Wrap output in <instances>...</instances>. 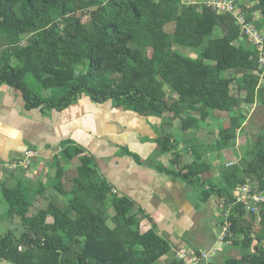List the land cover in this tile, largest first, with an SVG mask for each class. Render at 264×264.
<instances>
[{"label":"trees","instance_id":"obj_1","mask_svg":"<svg viewBox=\"0 0 264 264\" xmlns=\"http://www.w3.org/2000/svg\"><path fill=\"white\" fill-rule=\"evenodd\" d=\"M242 1H251V7ZM206 2L0 0V88L19 92L29 111L62 113L86 96L94 104L112 102L141 117L160 119L157 152H172L173 158L170 167L158 164L154 171L202 187L204 203L216 195L221 212L228 210L219 226H227L229 233L219 243L239 249L241 257H228L223 264H264V204L258 221L242 204H234V194L248 179L264 196V128L237 162L211 165L242 133L252 105L264 106V66L259 62L264 36L262 52L247 47L236 17L219 14ZM236 3L246 21L262 32L264 0ZM176 47L197 57L182 55ZM28 76L34 88L27 84ZM38 86L62 90L63 96L41 98ZM218 112L227 114V122L216 130L214 142L205 143L200 133L210 126L208 120H223ZM174 128L195 133L178 140L170 131ZM59 149L49 164L56 174L46 183L36 173L35 186L28 185L30 166H18L1 182L6 217L14 229L0 234V263L160 264L174 252L166 264H216L203 259L199 248H193V259L179 258L185 248L162 235L143 206L116 190L94 155L71 140ZM188 154L194 160L185 164ZM123 155L142 163L127 149ZM72 164L76 167L69 173ZM17 170L20 175L13 174ZM49 189L60 199L38 207Z\"/></svg>","mask_w":264,"mask_h":264},{"label":"rangeland","instance_id":"obj_2","mask_svg":"<svg viewBox=\"0 0 264 264\" xmlns=\"http://www.w3.org/2000/svg\"><path fill=\"white\" fill-rule=\"evenodd\" d=\"M242 3H247V7H251L252 5L251 1H242ZM173 26L174 25H172V27H168L167 31L172 32L174 28ZM262 34H264V30L262 31ZM246 46L249 48H255V46L249 43V41H246ZM174 50L180 52L182 55L189 56L193 59L197 57L194 52L185 48L176 47L174 48ZM26 82L30 87L33 88L36 85V83H34V79L31 76L26 77ZM262 82H264V80ZM35 92L39 96H41V98H53V100L54 98H59V96H63L62 90H42L40 86L37 87V90H35ZM84 100L89 99L84 98ZM37 111H39L40 113V109L26 111L27 115H30L28 116V123L26 124L24 121H21V123H17L16 117L18 113L13 109L12 119L10 120V123L12 127H15L16 125L17 127H21L22 130L29 131L28 134H32V140L30 141L29 139H27L26 145L31 150L39 151V149H44L45 143L51 146L53 145L54 141L57 140V136L55 134L60 133L61 135V133H65L61 132L63 130V128L59 126L62 123V121L59 123L61 116L55 110L44 109L43 112H41L42 116H39L38 119H34L36 115L35 112ZM122 111L125 112L126 109L122 108ZM245 113H247V111H245ZM118 114L121 115V113ZM217 116H220L221 120H223L221 122L208 120L210 126L207 127V130L202 131L200 133V135H202L205 139V143L214 142L216 139V130L219 127L222 128L227 122V119H225L227 117V114L221 115V113L218 112ZM247 116L248 122L244 126L242 133L238 136L234 144H231L232 147H230L229 150L223 152L220 158H215L214 160H211V165L214 166V168L219 167L221 163L227 161L231 163L237 162L244 155V153L249 151V148L252 147V144L254 143L255 137L258 136L260 132H262V129L264 128V106L253 104L251 107V111L250 113H247ZM122 118L125 117L123 116ZM153 119L157 118L154 117ZM47 120H50V122L47 123ZM145 121L148 122L149 120L146 119ZM160 121V119L157 120V122ZM53 125L54 127L56 126V128H53ZM174 125L175 127L179 128L180 124L176 120L174 121ZM158 128L159 125L154 124L153 129L150 130L148 134L147 140L151 147L155 148V151L153 150L150 153L149 150H147L146 154L148 156H145L146 161L141 163V165L144 166L146 170L151 171V174H153L155 170L153 169V167L157 166L158 164H162L165 167H170V161L173 158L172 152H170V154L168 155L159 156L157 152L158 146L156 143V139L160 135L161 128ZM177 128L171 129L170 131L172 135L178 140L179 138L181 140L188 138L189 133H195V131L184 133ZM7 140L8 139H5L6 147L8 146L9 142ZM142 141H144V138H142ZM183 145L184 144L180 145V148L183 147ZM59 146L60 143H58L57 146L53 147V155L60 151V149H57L59 148ZM123 153L124 151L117 146H115L114 150L111 149L109 151V154L114 158H123ZM16 155L17 153L15 152H11L10 154L11 157H14ZM183 155L185 156L186 154L183 153ZM41 156L43 155L41 154ZM46 156L47 155L45 152V155L43 157ZM106 159L107 161L110 160L109 158ZM193 160V155L188 154L183 161L185 164H189ZM11 161V159L5 160L6 163L4 165L0 163V167H2V169H0V234L6 233L11 229H14L13 225H11L10 220L6 217L8 207L6 202L3 200L1 193V182L5 177V179L10 177L14 167L17 164L16 162H19V160H13V162ZM40 161L41 159L39 157V159H35L29 165V172L32 173L29 174L27 177H31V180L28 179V185L31 187L35 186L37 180V172H35V169H38L40 165H43L45 168L41 169L40 167V170L44 173L39 172L40 179H42L45 183L56 174V169H53L51 171L49 170L47 172V165L51 164L52 161L46 160V162L43 160L44 164H41ZM76 161L77 160H75V163ZM96 163L98 165L99 171L102 173L101 166L98 164V160H96ZM76 164L71 165L69 173L74 171ZM104 172L107 176H109L106 171ZM14 173L16 175H20V170L13 172V174ZM151 182L152 190L123 191L127 195H129L130 192L133 193L134 196H136L137 205L143 206L145 210L149 214H151L154 219L157 220L160 227L159 230L162 235L169 238L170 240H174L173 243H176L178 248L179 246L185 248V251L181 253L180 256L185 257L187 259H193L195 257L193 248H199L201 254L210 253V251L217 248L219 249V251L210 260L211 262H214L216 264H223V261L228 257H241V252L239 249L234 247H228L225 246L223 243H219V240L221 238V233H219V224L221 221L223 222L225 220V217L224 214L221 212L220 204L216 200V195H213L209 202L204 203L201 198V194L203 191L202 187H197L195 189L194 187L187 186L181 181H177L171 177H166L163 175L157 178L155 176L153 180L151 179ZM255 185L257 186V183H255ZM56 199L59 200L60 195L54 189H49L45 192V198L40 199L39 202L36 203V205L38 207L46 208L50 201ZM110 214L111 216L114 215L112 212H110ZM256 220H259V217H257V215L255 221ZM143 228L145 230L150 228V224L147 220L143 222ZM172 254L174 255V252H172L168 257L163 259L160 264H166L168 262V258H170L169 261L172 260Z\"/></svg>","mask_w":264,"mask_h":264},{"label":"crops","instance_id":"obj_3","mask_svg":"<svg viewBox=\"0 0 264 264\" xmlns=\"http://www.w3.org/2000/svg\"><path fill=\"white\" fill-rule=\"evenodd\" d=\"M84 98L88 97L83 96L75 105L67 110L62 113L57 112L62 119H60L59 123L61 121L63 123L64 120V123H61L59 126L63 128L61 132L65 134H55L57 140L54 141L52 146L45 143L43 150H34L38 153V156L33 161L39 159V157L41 164H44L43 162L46 160L51 161L53 147L65 140H71L96 157L98 164L101 166L102 175L114 185L116 190H120L123 193H125L123 190H152L151 179L153 180L155 176L156 178L159 177L155 171L151 174V171L146 170L142 165H138L135 159L126 155L123 158H114L109 154V151L111 149L114 150L115 146L120 147L123 151L127 149L129 153L140 157L143 163L148 156L146 151L149 150L150 153L153 150L155 151V148H152L147 141L148 134L153 129L154 124H158L159 128H161V121L157 122L158 118L141 117L127 110L123 112L122 108L115 107L112 102L94 104L89 98V100H84ZM13 109L18 113L16 117L17 123L24 121L27 124L28 116L30 115H27L21 94L12 88L3 86L0 88V163L2 165L6 163L5 160L9 159L12 161L23 160L26 152L31 150L26 145V142L27 139L32 140V134H28L29 131L22 130L21 127H17L16 125L12 127L10 123ZM118 113H121V115ZM35 114L34 119L42 116L41 110L40 113L37 111ZM146 119L149 121L146 122ZM49 122L50 120H47V123ZM53 128H56V126L54 127L53 125ZM142 138H144V141H142ZM5 139L9 141L7 147ZM11 152H15L17 155L11 157ZM45 152L47 156L43 157ZM106 158L110 160L107 161ZM47 166L48 172L49 165ZM40 167L41 169L44 168L43 165H40L38 169H35L37 174L39 172L44 173L40 170ZM31 173L28 172L26 177ZM129 195L134 201H137L133 193L129 192Z\"/></svg>","mask_w":264,"mask_h":264},{"label":"built area","instance_id":"obj_4","mask_svg":"<svg viewBox=\"0 0 264 264\" xmlns=\"http://www.w3.org/2000/svg\"><path fill=\"white\" fill-rule=\"evenodd\" d=\"M207 5L213 9H215L219 14H231L234 15L241 26V31L244 36H247L249 43L255 46V49L262 52L263 50V36L262 32L258 31L254 25L250 24L245 19V14L243 13L242 9L238 6L236 3V0H207ZM259 62L264 66V54L262 53ZM38 156V153L29 150L26 152L24 159L19 160V162H16V166L13 170H15L18 166H22L24 168H27L33 159ZM257 186L255 183H253L250 179L246 181L244 185H242L234 194L235 198V205L236 204H242L250 213H254L257 216L260 214L261 205L264 204V196L259 195L255 192V189ZM228 216V210L227 213L224 214L225 220ZM220 233L221 238L219 242L223 241L224 238L229 233L227 226H221L220 227ZM217 248L210 251V253L202 254L203 259L210 262L212 257L217 252ZM184 251H181L178 254L179 258H185L180 256L181 253Z\"/></svg>","mask_w":264,"mask_h":264},{"label":"clouds","instance_id":"obj_5","mask_svg":"<svg viewBox=\"0 0 264 264\" xmlns=\"http://www.w3.org/2000/svg\"><path fill=\"white\" fill-rule=\"evenodd\" d=\"M29 151V150H28ZM34 151V150H33Z\"/></svg>","mask_w":264,"mask_h":264}]
</instances>
